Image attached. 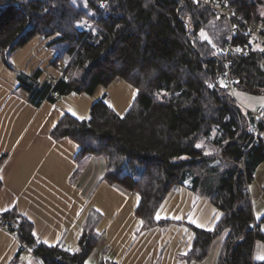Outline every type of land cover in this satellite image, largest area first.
I'll use <instances>...</instances> for the list:
<instances>
[{"label":"trees","instance_id":"obj_1","mask_svg":"<svg viewBox=\"0 0 264 264\" xmlns=\"http://www.w3.org/2000/svg\"><path fill=\"white\" fill-rule=\"evenodd\" d=\"M218 1L253 25L264 20V0ZM35 36H55L49 42L56 51L52 63L66 64L64 78L54 83H40L39 69L18 74L35 105L54 90L92 95L118 79L135 87L124 114L110 107L104 93L86 118L66 113L51 135L75 141L78 157L107 158L105 180L140 196L135 214L142 229L173 222L157 221L155 214L172 189L184 186L222 212L211 230L187 224L195 234L185 255L189 261L205 260L213 241L228 230L217 264H264L253 257L255 244L264 243V218H255L249 194L264 162V140L249 132L250 111L219 83L231 37L227 21L218 22L208 5L195 0H0V57L7 68L15 69L13 54ZM233 43L250 49L231 57L235 88L263 95L264 51L246 33H237ZM100 219L90 210L74 252L37 242L26 218H20L16 235L43 264H86L100 240Z\"/></svg>","mask_w":264,"mask_h":264},{"label":"crops","instance_id":"obj_2","mask_svg":"<svg viewBox=\"0 0 264 264\" xmlns=\"http://www.w3.org/2000/svg\"><path fill=\"white\" fill-rule=\"evenodd\" d=\"M54 37L35 36L19 48L12 56L14 70L0 57V218L14 212L32 223L37 242L60 244L74 252L79 248L82 224L90 210H95L101 214L96 226L100 240L86 264L106 260L116 264H217L228 230L213 241L205 260L193 262L185 257L195 238L187 224L211 230L222 215L205 195L184 186L172 189L155 219L173 222L142 229L135 214L140 196L105 180L107 158L78 157L80 146L75 141L53 138L51 131L64 114L86 118L102 94H107V103L120 115L136 96L135 87L118 79L107 87L99 86L92 95L55 97L51 92L35 105L20 86L18 74L39 69L40 83L60 78V70L52 63L56 51L49 46ZM259 213L254 208L257 220ZM259 227L263 230L261 222ZM253 257L264 260L263 242L255 244ZM0 264L43 263L15 233L0 229Z\"/></svg>","mask_w":264,"mask_h":264},{"label":"built area","instance_id":"obj_3","mask_svg":"<svg viewBox=\"0 0 264 264\" xmlns=\"http://www.w3.org/2000/svg\"><path fill=\"white\" fill-rule=\"evenodd\" d=\"M198 2H202L208 5L216 15V19L218 22L227 21L230 25L231 37L228 43L225 45L224 56H225V69L219 73V79H224V86L222 87L223 92L226 94H234L235 82L236 79L232 76L231 71V57L233 55H247L250 52L248 47L235 46L234 45V36L237 33H246L252 37V41L254 42L253 46H256L260 51H264V20L261 21L258 25H253L247 21L244 17L237 15L232 7L229 5H225L218 0H195ZM66 64L59 63L57 68L60 70L61 75L60 78H64V70ZM52 95L57 97L60 95L59 92L53 91ZM250 111L252 115V122L249 126V132L254 135V138L257 139L261 135L260 124H264V105H257L253 108L247 109ZM19 216H14L12 218H0V229L15 233L18 228ZM22 242V241H21ZM68 250H70L68 248ZM41 261V257L37 256Z\"/></svg>","mask_w":264,"mask_h":264},{"label":"rangeland","instance_id":"obj_4","mask_svg":"<svg viewBox=\"0 0 264 264\" xmlns=\"http://www.w3.org/2000/svg\"><path fill=\"white\" fill-rule=\"evenodd\" d=\"M93 25L92 23H87L85 26V29L87 31H90L92 29ZM65 63V62H62ZM220 85L223 87L225 82L223 78L219 79ZM246 92V93H245ZM249 93V94H247ZM252 95V96H251ZM264 95V94H263ZM260 94H253L250 91H234V98L236 101L241 105L243 109H247L248 106H252L253 104H260L264 105V96ZM264 131V130H263ZM262 131V132H263ZM264 136V134H263ZM200 146H205L206 145V139H202L199 142ZM209 150V149H207ZM249 194L251 198V203L253 205V211L254 208L257 210L259 213V218H264V162H262L255 174L251 182L249 183ZM262 224V229L264 230V219L261 221Z\"/></svg>","mask_w":264,"mask_h":264},{"label":"water","instance_id":"obj_5","mask_svg":"<svg viewBox=\"0 0 264 264\" xmlns=\"http://www.w3.org/2000/svg\"><path fill=\"white\" fill-rule=\"evenodd\" d=\"M262 68H264V66H262ZM250 92L253 94H258V91L256 89H251Z\"/></svg>","mask_w":264,"mask_h":264},{"label":"snow or ice","instance_id":"obj_6","mask_svg":"<svg viewBox=\"0 0 264 264\" xmlns=\"http://www.w3.org/2000/svg\"><path fill=\"white\" fill-rule=\"evenodd\" d=\"M201 36H203L205 39H207V35L203 32V31H201ZM157 218H159V216L157 217Z\"/></svg>","mask_w":264,"mask_h":264}]
</instances>
